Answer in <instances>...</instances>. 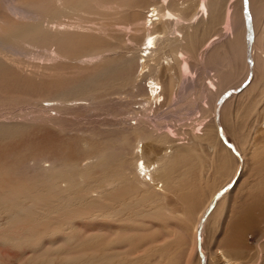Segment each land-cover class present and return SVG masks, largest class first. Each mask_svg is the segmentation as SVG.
Segmentation results:
<instances>
[{"label": "rangeland", "instance_id": "1", "mask_svg": "<svg viewBox=\"0 0 264 264\" xmlns=\"http://www.w3.org/2000/svg\"><path fill=\"white\" fill-rule=\"evenodd\" d=\"M216 1L205 0L208 14L201 16L202 0H170L164 7L159 0H10L8 3L0 0V195L11 196L16 192L29 198L39 191L31 186L40 183L31 179L35 178L29 172L33 161L56 158L65 169L73 163H86L87 150L103 153L104 149L107 156L114 151L111 161L115 163L117 151L130 150L137 138L123 137L126 131L146 136L147 142H151V137L156 145L172 139L173 144L180 143L178 146L190 149L196 140L192 139L194 134L213 124L214 119L221 149L215 145L208 150V143L202 141V147H192L195 150L186 154V160L178 159L170 180L174 187L169 191L173 193H168L164 200L169 212L160 221L164 227L129 236L125 240L128 245L116 247L129 260L149 264L150 258L142 256L156 245L164 250L154 254L162 259V264H184L186 249L182 243L179 245L178 229L189 222L191 215L187 216L183 198L196 191L195 187L205 192L212 171L209 168L217 166L218 157H235L239 164L232 181L216 191L199 224L198 237L203 239V230L206 236L204 245L202 241L198 248L200 264H212L211 239L220 234L213 232L214 226L217 221L221 228L225 221L228 223V218L220 220L222 211L216 214V209L229 195L234 202L224 207V213L229 209L236 211L248 201L245 172L242 181L237 182L243 169V153L260 132L257 114L249 104L253 96L246 91L254 82V56L259 55L258 46L261 47L264 37V0L221 1V13L216 16L217 19L220 15L221 20L212 30L206 28V22L213 17ZM156 4L161 10L177 9L184 19L196 12H200V17L194 23L188 20L185 25L173 27L168 22L156 24L153 31H160L163 25L170 30L169 45L163 48V41L157 42L158 49L147 63L149 72L146 73L145 67V73L139 76V50L145 37L141 19L147 8ZM176 29L181 30V38L174 35ZM231 31L235 34L233 40ZM178 50L184 52V57L168 66L161 64L162 54L172 55ZM103 71L114 72L106 81L97 83L94 90L74 95L66 91L72 83L98 81L97 75ZM153 71H158L163 104L153 110V118L150 105L141 110L140 117L130 120L137 123L130 128L127 115L137 110L143 95L141 85ZM210 85L214 91L209 89ZM57 90L75 101L56 99L54 106L46 109L47 100L55 99ZM254 99H258L257 95ZM201 133L204 136L206 128ZM222 147L231 157L224 155ZM106 173L98 168L91 177L99 180ZM75 193L70 192V199ZM160 207V202H153L146 204L145 210H158V215L162 212ZM66 230L41 238L32 246L24 242L0 243V264H73L77 262L70 256L73 244L82 247L78 258L82 263L89 251L98 253L103 247L99 242L83 244L79 227L70 233ZM72 231L78 240H74ZM253 234L264 241L263 226ZM252 240L249 237L248 244H255ZM258 244L253 248L254 253L250 249L244 251L243 262L254 261L259 253ZM192 261L199 264L197 256Z\"/></svg>", "mask_w": 264, "mask_h": 264}, {"label": "bare ground", "instance_id": "2", "mask_svg": "<svg viewBox=\"0 0 264 264\" xmlns=\"http://www.w3.org/2000/svg\"><path fill=\"white\" fill-rule=\"evenodd\" d=\"M4 1V3H8L10 0ZM169 1L159 0V4L164 7ZM221 1L223 0H217L213 4L215 8L213 17L210 19L211 21L206 22L208 24L206 28L213 30L221 20L220 15L216 19L218 13H221ZM161 6L157 4L151 5L141 19L145 37L139 50L141 54L138 58L139 76L141 72L145 73V69L146 73L149 72L147 63L152 60L158 49L157 42L162 40L163 44L161 47L163 48L169 45L168 36L171 33L170 30L163 25L160 31H153L156 24L168 22L173 27L174 24H184L188 20L190 23H194L200 17L198 15L200 12H196L191 18L184 19L182 13L176 11L177 9L172 10L171 6H168L171 10H161ZM10 8L13 12L17 11L15 7ZM199 8L203 11L201 16H207L205 0H202ZM181 34V30H174L176 37L181 38ZM230 35L233 40L235 34L231 31ZM259 46L260 53L254 56L256 72L254 82L246 93H249L254 98L256 95L258 97L257 100L252 97L249 104L250 109L257 114L256 122L258 128H256L260 132L258 133L259 137L249 144L250 148L245 147L247 151L245 150V153H243L245 157L243 169L237 182L242 181L246 173L247 178H244L246 179L244 183L248 187V201L236 211L229 209L224 213V210H226L224 207L234 202V198L229 195L228 200L224 204L220 203L216 209V214L222 211L220 220L228 218V223L225 221V225L221 228L217 226V224H220L217 221L214 226L215 231L213 232L220 231V234H218L219 236H213L211 239L209 253L212 257V264H255L258 260H260L258 264H264V241H261V238L253 234V231L258 227H264V37L261 47ZM182 57H184V52L181 50L172 55L162 54L161 64L168 66ZM140 60L141 62H139ZM183 66L186 65L183 64ZM143 68L145 69L143 70ZM113 72L103 71L101 75H97L98 81L89 79L88 81H80L77 85L72 83L66 91L68 94L74 95L94 90L97 83L106 81L109 76L113 75ZM153 72L155 73L148 75L143 85H141L140 92L143 95L138 100L140 104L136 105L137 110H131L127 115L126 121H129V123L130 120L135 121L137 116L140 117L138 113L141 110H145L149 105L152 109L150 114L153 118V110L159 109L163 104L164 100L161 97L162 87L157 79L158 77H156L158 76L156 74L158 71ZM163 81L166 84V80L163 79ZM209 89L215 90L212 85H210ZM57 91L58 93L54 95L55 99L51 97V100H47L48 102L44 106L46 109L52 108L56 99L63 102L75 101L70 99L71 96H64L60 93V90ZM215 107L216 104L213 106L212 112H215ZM205 108L207 107L205 106ZM136 124L134 122L128 125L131 128ZM205 128L206 134L203 136L201 131ZM203 129L199 133L196 132L194 134L195 136L192 139L195 138L196 140L192 142L191 150L178 146L180 143L173 144L172 139L156 145L151 137H149L151 142H147L146 136L141 137L136 132L132 134L126 131L122 134L124 135L123 137L132 135L137 138L133 146L131 144L130 150L125 151L120 148L117 151L118 159L115 163L111 161L114 151L111 156H107L104 149V154L96 149L92 152L87 150L86 163H73L65 167V169L60 166V162L56 158L33 161L29 167V172L35 178L31 179H37L40 183L39 185L32 183L31 186H35L39 191H35L29 198H23L16 192L12 193L11 196L0 195V243L3 245H14L16 242H24L28 246H32L41 238L54 235L66 229L70 233L75 227H79L82 229L81 239H84L83 244L99 242L103 244V247L98 253L96 252L97 250L89 251L87 256H85V261L80 263L78 258L81 256L82 247L73 244L70 256L72 260H77V262H72L73 264H137L133 259L129 260L123 251L117 252V248L127 244L125 240L129 236L161 230L164 227L160 221L164 220L165 213H169L164 205V200L168 193H173L169 191L174 187L170 180L172 179L171 174L175 171L173 167L178 165V159L186 160V154L195 150L192 147H202V141L208 143L206 145L208 150H212L215 145H219L221 149L220 140L217 141V137H219L217 135L218 128L214 119L213 124L204 126ZM245 148L242 147L243 150ZM222 151L224 155L229 154L224 147H222ZM229 155L231 157V154ZM226 159L218 157L217 166H210L209 169L211 170L212 168V171H210L211 176L208 180L209 182L206 183L205 192H200L199 188L195 187L196 191L190 190V195L183 198L182 202L185 203L184 208L187 211V216L191 215V219L186 223L189 225H181L178 229L179 245L182 243L186 249L184 264H193L195 261H192L194 256L198 257L200 264L198 248L200 242L203 241L204 245L206 236L203 230V239L200 240L198 237L200 235L199 224L214 194L223 185L232 181L233 174L239 164L235 157L227 159L228 162H226ZM98 168H103V170L107 171L104 178L102 177L99 180L91 177V174ZM222 176H224L223 180ZM214 186L216 187L213 189ZM211 188L212 190L206 193ZM71 191H76V195L72 199L69 197ZM153 202L161 203L159 210L162 212L158 215H156L158 210H145L146 204L149 205ZM72 204L76 205L71 207ZM106 221L109 223H106ZM71 234L75 238L74 240H78L75 236V231H72ZM249 237L255 241V244H248ZM260 242L263 243L260 244ZM153 244H155V241L152 242ZM257 244L259 253L255 254L254 261L243 262L245 259L243 257L244 251L250 249L253 252V248H256ZM161 252H164L162 248L158 249L156 245H153L149 252L142 257H149L150 259L148 260L151 262L149 264H162V261H160L162 259L154 255Z\"/></svg>", "mask_w": 264, "mask_h": 264}]
</instances>
